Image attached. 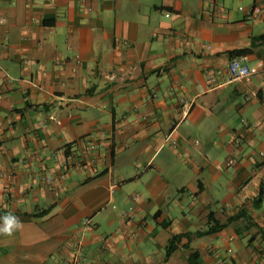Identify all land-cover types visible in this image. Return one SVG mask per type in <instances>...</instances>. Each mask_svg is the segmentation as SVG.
<instances>
[{"label":"crops","instance_id":"1","mask_svg":"<svg viewBox=\"0 0 264 264\" xmlns=\"http://www.w3.org/2000/svg\"><path fill=\"white\" fill-rule=\"evenodd\" d=\"M0 19V264H63L80 238L83 264H264V0H0ZM231 51L260 72L229 77ZM209 212L226 226L198 237Z\"/></svg>","mask_w":264,"mask_h":264},{"label":"built area","instance_id":"2","mask_svg":"<svg viewBox=\"0 0 264 264\" xmlns=\"http://www.w3.org/2000/svg\"><path fill=\"white\" fill-rule=\"evenodd\" d=\"M242 9V8H240ZM263 9L262 8H253L250 12L252 16H256L258 14H262ZM168 17L169 14H166ZM3 22V19H0V23ZM228 75L229 77L233 79H248L252 75L257 74L259 71L258 67H252L249 66L245 60L242 57H232L228 63L227 67ZM211 81H214L213 77L210 78ZM243 124H246L245 119L241 120ZM96 149V143L92 142L90 138H83L81 139L77 144L74 145V151L67 155L66 157V162L64 163V171H70V170H75V169H82L84 165L87 162H91L90 154L92 151ZM234 160L229 159L227 160V165L231 166L233 164ZM45 183L48 185H54L53 180L51 178H45ZM133 200H136L137 195L134 194L131 196ZM122 217L124 218H132V215L129 214L128 212H123ZM81 226L83 229L86 228H91L92 227V222L90 218H85L81 222ZM82 244V239L78 240L77 242V249L75 253L68 259L66 260L63 264H83L80 256L79 249Z\"/></svg>","mask_w":264,"mask_h":264},{"label":"trees","instance_id":"3","mask_svg":"<svg viewBox=\"0 0 264 264\" xmlns=\"http://www.w3.org/2000/svg\"><path fill=\"white\" fill-rule=\"evenodd\" d=\"M262 38H264V36ZM242 53H243V51H231L230 56L231 57L240 56V54H242ZM45 212L46 211H43V212L37 213V214L40 215V214H44ZM157 215H158V213L156 214V216ZM237 218H239L237 215L228 217L227 222L228 223L232 222V221L236 220ZM225 226H226V224H221L218 220L215 219L213 212H209L208 220H207V229L205 231H202V232L201 231L196 232L195 235L199 237V236L212 234V233H215V232L222 230ZM182 239H186V240L190 241L191 234L190 233H184V234H179V235H173L171 237L169 243H168L167 248H166V254L169 255L176 248H178V245L180 244ZM183 246L185 248L191 250L188 244H184ZM196 258H197V252L191 250L189 257H188L190 263L191 264H197V262H195Z\"/></svg>","mask_w":264,"mask_h":264}]
</instances>
